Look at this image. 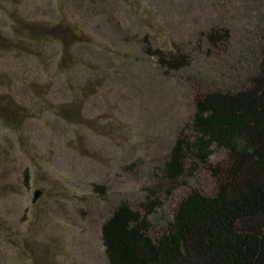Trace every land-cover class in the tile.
<instances>
[{
  "label": "rangeland",
  "instance_id": "rangeland-1",
  "mask_svg": "<svg viewBox=\"0 0 264 264\" xmlns=\"http://www.w3.org/2000/svg\"><path fill=\"white\" fill-rule=\"evenodd\" d=\"M84 1L0 2V75L15 82L11 92L0 87V264L105 263L104 219L122 202L140 209L159 182L156 167L169 142L190 134L193 116L183 84L162 77L139 42L149 34L151 45L167 49L185 41L194 22L222 21L226 7L222 0H138L129 7L109 0L105 13ZM232 17L226 15L231 26L238 23ZM64 18L84 43L72 46L78 60L68 61L67 72L54 67L61 43L48 44L40 60L3 51L16 19L44 35L41 24ZM185 190L159 193L162 211ZM12 231L18 240L6 235Z\"/></svg>",
  "mask_w": 264,
  "mask_h": 264
},
{
  "label": "trees",
  "instance_id": "trees-1",
  "mask_svg": "<svg viewBox=\"0 0 264 264\" xmlns=\"http://www.w3.org/2000/svg\"><path fill=\"white\" fill-rule=\"evenodd\" d=\"M24 1L0 0L12 5ZM123 1L128 7L138 2ZM158 1L181 6L186 0ZM222 1L223 20L194 22L181 43L173 41L167 49L153 46L149 34L139 42L162 77L183 84L193 116L190 134L179 133L169 142L161 167H156L159 182L147 189L140 209L122 202L104 219V264H264V0ZM84 2L88 10L105 13L109 6V0ZM228 14L238 23L231 26ZM16 21L4 52L40 60L48 44L61 43L54 67L65 73L72 66L68 61L78 60L71 48L84 44L83 35L67 25V18L41 24L44 35ZM10 79L0 75V87L11 92L15 82ZM196 181L200 183L191 185ZM206 183L208 188L202 186ZM184 188L164 213L158 194L164 190L173 196ZM6 235L21 236L13 231Z\"/></svg>",
  "mask_w": 264,
  "mask_h": 264
},
{
  "label": "water",
  "instance_id": "water-1",
  "mask_svg": "<svg viewBox=\"0 0 264 264\" xmlns=\"http://www.w3.org/2000/svg\"><path fill=\"white\" fill-rule=\"evenodd\" d=\"M41 195V191L37 190L34 193V198H33V202H35Z\"/></svg>",
  "mask_w": 264,
  "mask_h": 264
}]
</instances>
